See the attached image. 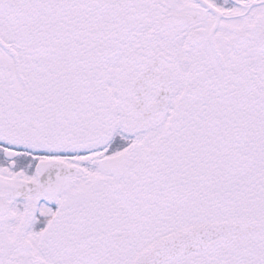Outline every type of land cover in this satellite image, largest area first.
<instances>
[{
    "label": "snow or ice",
    "instance_id": "obj_1",
    "mask_svg": "<svg viewBox=\"0 0 264 264\" xmlns=\"http://www.w3.org/2000/svg\"><path fill=\"white\" fill-rule=\"evenodd\" d=\"M0 264H264V0H0Z\"/></svg>",
    "mask_w": 264,
    "mask_h": 264
}]
</instances>
